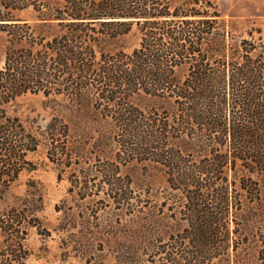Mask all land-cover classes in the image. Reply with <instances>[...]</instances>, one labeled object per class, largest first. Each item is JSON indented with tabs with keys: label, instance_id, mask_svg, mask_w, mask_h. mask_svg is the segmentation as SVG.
<instances>
[{
	"label": "trees",
	"instance_id": "1",
	"mask_svg": "<svg viewBox=\"0 0 264 264\" xmlns=\"http://www.w3.org/2000/svg\"><path fill=\"white\" fill-rule=\"evenodd\" d=\"M171 1L0 0V200L38 145L7 107L89 99L111 120L118 157L159 164L174 193L185 227L157 263L240 264L241 197H258L252 176L264 173V42L229 37L215 0ZM29 8L31 21L18 17ZM133 27L138 48L106 50ZM140 96L159 106L141 111ZM22 216L0 210V264L26 259ZM254 237L264 264V224Z\"/></svg>",
	"mask_w": 264,
	"mask_h": 264
},
{
	"label": "rangeland",
	"instance_id": "2",
	"mask_svg": "<svg viewBox=\"0 0 264 264\" xmlns=\"http://www.w3.org/2000/svg\"><path fill=\"white\" fill-rule=\"evenodd\" d=\"M215 3L229 37L264 42V0ZM18 17L31 21L32 9ZM139 42L133 27L105 48L130 54ZM6 46L0 32V67ZM90 102L26 95L7 107L38 145L0 200V210L23 215V264H158V248L169 245L185 227L164 169L150 161L119 158L111 120L96 113ZM132 104L141 111L159 106L145 96L133 98ZM252 177L259 194L256 199L241 197L240 236L245 241L237 252L240 264H257L254 236L264 224V173Z\"/></svg>",
	"mask_w": 264,
	"mask_h": 264
}]
</instances>
